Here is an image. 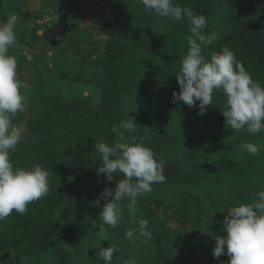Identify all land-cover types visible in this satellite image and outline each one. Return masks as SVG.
I'll return each mask as SVG.
<instances>
[{"label": "rangeland", "instance_id": "rangeland-1", "mask_svg": "<svg viewBox=\"0 0 264 264\" xmlns=\"http://www.w3.org/2000/svg\"><path fill=\"white\" fill-rule=\"evenodd\" d=\"M173 3L207 18L204 34L218 37L203 49L207 58L227 47L264 86V0ZM10 14L18 22L9 55L27 97L12 121L23 137L11 161L17 168L46 169L49 192L23 215L13 211L0 221V253L10 252L0 264H104L95 255L106 203L100 194L123 176L117 172L108 181L98 173L102 156L94 145L112 144L113 126L128 115L135 117L136 141L173 168L165 182L137 198L135 216L148 222V243L125 238L136 227L129 223L128 200L121 203L119 226L105 225L108 240L100 246L118 248L112 264L132 257L136 264H228L226 254L212 255L215 237L226 234L231 207L253 203L254 193L264 190V131L226 128L221 92L213 93L204 115L199 102H173L189 48L187 18L161 17L137 0H0V23ZM61 20L74 29L49 45L43 33ZM245 142L259 145V153L243 150Z\"/></svg>", "mask_w": 264, "mask_h": 264}, {"label": "clouds", "instance_id": "clouds-1", "mask_svg": "<svg viewBox=\"0 0 264 264\" xmlns=\"http://www.w3.org/2000/svg\"><path fill=\"white\" fill-rule=\"evenodd\" d=\"M148 12L181 21L185 17L190 25L187 37L188 51L183 57L180 69L176 74L180 91L173 92V102L182 101L189 107H195L199 102V113L204 115L207 108L213 105V93L221 92L226 98L222 111L225 126L238 132L246 129L249 134L264 131V86L254 81L242 62L227 47L220 52H213L210 58L203 49L217 40L212 32L205 35L208 26L204 15L194 14L188 7L175 5L173 0H137ZM18 17L10 14L6 23H0V221L9 217L13 211L23 215L28 205L38 201L49 192V173L41 165L31 168H17L11 161V155L21 142L23 131L13 125V118L24 111L26 95L22 94L23 87L18 78L17 60L9 55L10 47L16 44L15 27ZM137 124L135 117L120 121L113 126L115 140L112 144L95 143V149L102 156V165L98 173L106 174L108 181L113 180L114 173H120L114 188L105 187L100 196L106 203L102 207L99 218L102 224L95 233L98 260L104 264H112L113 254L118 252L114 245L100 246V242L108 240V230L105 227L119 226L124 213L121 203L127 204L129 227L125 238L134 243L143 238V243L151 240L148 222L137 219V198L150 194L153 183L165 182L163 162H158L150 147L143 141L137 142ZM126 133L129 134L126 136ZM252 155H257L260 146L245 142L240 146ZM257 199L253 203H241L231 207L223 221L225 235L215 237V247L212 255L219 259L222 255L229 257L228 264H264V190L254 193ZM111 198V199H110ZM99 205L98 198L93 202ZM95 226V225H93ZM122 264H136L135 258L124 260ZM221 264H224L221 261Z\"/></svg>", "mask_w": 264, "mask_h": 264}, {"label": "water", "instance_id": "water-1", "mask_svg": "<svg viewBox=\"0 0 264 264\" xmlns=\"http://www.w3.org/2000/svg\"><path fill=\"white\" fill-rule=\"evenodd\" d=\"M74 29V24L69 23L67 21L61 20L51 26L50 28L47 29L45 33H43V37L45 41L49 45H58L60 42L61 37L65 36L69 31ZM173 168V165H171L169 168L164 169V174L169 172ZM154 184V183H153ZM10 257V252L6 253H0V261L6 260L7 258Z\"/></svg>", "mask_w": 264, "mask_h": 264}, {"label": "trees", "instance_id": "trees-1", "mask_svg": "<svg viewBox=\"0 0 264 264\" xmlns=\"http://www.w3.org/2000/svg\"><path fill=\"white\" fill-rule=\"evenodd\" d=\"M20 254V249H16V250H14V252H13V255L14 256H17V255H19Z\"/></svg>", "mask_w": 264, "mask_h": 264}]
</instances>
